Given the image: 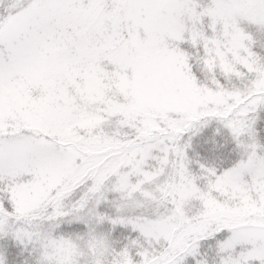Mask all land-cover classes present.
<instances>
[{"label": "rangeland", "instance_id": "obj_1", "mask_svg": "<svg viewBox=\"0 0 264 264\" xmlns=\"http://www.w3.org/2000/svg\"><path fill=\"white\" fill-rule=\"evenodd\" d=\"M260 121L264 0H0V264H264Z\"/></svg>", "mask_w": 264, "mask_h": 264}, {"label": "trees", "instance_id": "obj_2", "mask_svg": "<svg viewBox=\"0 0 264 264\" xmlns=\"http://www.w3.org/2000/svg\"><path fill=\"white\" fill-rule=\"evenodd\" d=\"M263 126H264V122L260 121L258 123V128L257 129H259V134H260L261 140L263 141V144H264V129H262ZM220 146H222V147H219V150L221 149L222 152L224 151V153L222 155V156H224L225 155L226 143H224V144L221 143ZM202 158H204L205 161H207L208 159H215L213 157V155H210V154H208L206 158L204 156H202ZM5 188H6L5 184H2V182H0V202L3 203L4 209H6V211H9L10 213H16L14 211V208H13L14 207L13 203L10 201L9 196H8L9 194H7V191H6ZM3 238H5V237L4 236L0 237L1 241H4ZM3 249H4V251L6 253H8V257H9L10 262L16 261L18 263H22V261L20 260V257L21 256L25 257L28 254L27 251H22L20 243L14 242V240H12V239H10V240L6 239V242L4 244ZM23 263L24 264H29L28 261L27 262H23ZM13 264H17V263H13Z\"/></svg>", "mask_w": 264, "mask_h": 264}]
</instances>
